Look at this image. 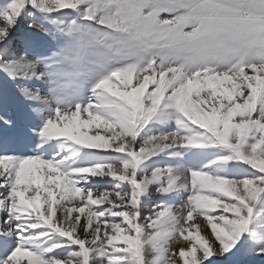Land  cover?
<instances>
[{
    "label": "snow or ice",
    "instance_id": "6c2138e0",
    "mask_svg": "<svg viewBox=\"0 0 264 264\" xmlns=\"http://www.w3.org/2000/svg\"><path fill=\"white\" fill-rule=\"evenodd\" d=\"M0 264H264V0H0Z\"/></svg>",
    "mask_w": 264,
    "mask_h": 264
}]
</instances>
